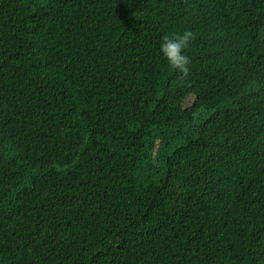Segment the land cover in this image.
I'll use <instances>...</instances> for the list:
<instances>
[{"label":"trees","instance_id":"1","mask_svg":"<svg viewBox=\"0 0 264 264\" xmlns=\"http://www.w3.org/2000/svg\"><path fill=\"white\" fill-rule=\"evenodd\" d=\"M0 264H264V0H0Z\"/></svg>","mask_w":264,"mask_h":264},{"label":"clouds","instance_id":"2","mask_svg":"<svg viewBox=\"0 0 264 264\" xmlns=\"http://www.w3.org/2000/svg\"><path fill=\"white\" fill-rule=\"evenodd\" d=\"M195 38V34L190 30L172 33L162 38L160 52L168 65L180 73L182 78L189 75V64L191 63L189 57L182 53Z\"/></svg>","mask_w":264,"mask_h":264}]
</instances>
